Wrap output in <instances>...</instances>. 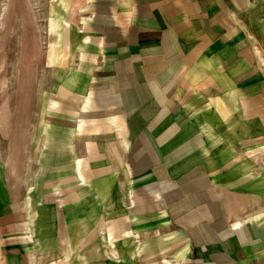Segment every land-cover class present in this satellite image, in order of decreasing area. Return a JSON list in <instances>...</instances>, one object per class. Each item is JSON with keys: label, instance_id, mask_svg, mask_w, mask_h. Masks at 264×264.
<instances>
[{"label": "crops", "instance_id": "crops-1", "mask_svg": "<svg viewBox=\"0 0 264 264\" xmlns=\"http://www.w3.org/2000/svg\"><path fill=\"white\" fill-rule=\"evenodd\" d=\"M257 2L53 0L46 19L31 2L14 9L17 89L48 79L46 106L74 103V173L122 174L129 195L110 220L119 228L100 215L61 237L47 220L39 238L27 203L12 202L0 264H264V39L246 21ZM23 97L32 111L36 96Z\"/></svg>", "mask_w": 264, "mask_h": 264}, {"label": "rangeland", "instance_id": "rangeland-1", "mask_svg": "<svg viewBox=\"0 0 264 264\" xmlns=\"http://www.w3.org/2000/svg\"><path fill=\"white\" fill-rule=\"evenodd\" d=\"M52 1L0 0V178L3 184L0 196H5V200L0 199V214H13L12 202H26L39 238L52 233L47 220H53L56 237H61V231L67 226L70 230L91 231L100 215L109 220L106 225L119 228L120 223H110V220L112 216L128 213L129 195L127 185L125 194L119 188L118 177L127 183V177L122 174H99L90 178L86 175L82 183L74 173L72 144L81 142L74 132L75 114L70 107L76 106L74 103L55 102L54 109L46 106L50 91L48 79L41 78L32 93L21 92L16 87L13 53L20 17L14 19V9L31 2L46 19L51 13L47 3ZM33 14L30 9L24 19L34 18ZM246 21L254 35L263 40L264 0H258L248 10ZM20 95L36 96L32 111L25 110L28 104ZM76 146L77 152L85 151L78 143ZM90 163L94 171L107 166L105 159ZM70 194L75 199L64 203Z\"/></svg>", "mask_w": 264, "mask_h": 264}, {"label": "bare ground", "instance_id": "bare-ground-1", "mask_svg": "<svg viewBox=\"0 0 264 264\" xmlns=\"http://www.w3.org/2000/svg\"><path fill=\"white\" fill-rule=\"evenodd\" d=\"M1 4H2V3H1ZM1 8H3V7H1ZM5 10H6V8H5ZM5 10H4V15H5V13H6V11H5ZM73 154H74V153H73ZM74 156H75V155H73V159H74Z\"/></svg>", "mask_w": 264, "mask_h": 264}]
</instances>
